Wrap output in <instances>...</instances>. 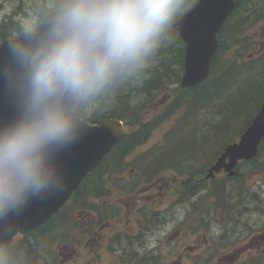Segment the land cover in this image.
<instances>
[{
	"label": "clouds",
	"instance_id": "clouds-1",
	"mask_svg": "<svg viewBox=\"0 0 264 264\" xmlns=\"http://www.w3.org/2000/svg\"><path fill=\"white\" fill-rule=\"evenodd\" d=\"M194 0H33L0 37V264H31L21 219L65 194L61 155L145 77Z\"/></svg>",
	"mask_w": 264,
	"mask_h": 264
},
{
	"label": "trees",
	"instance_id": "trees-1",
	"mask_svg": "<svg viewBox=\"0 0 264 264\" xmlns=\"http://www.w3.org/2000/svg\"><path fill=\"white\" fill-rule=\"evenodd\" d=\"M263 22L264 0H237L231 17L218 34V52L223 53L228 51L229 48L236 47V53H238L242 49L251 48V44H254L255 41L247 33L251 28ZM12 29L11 27L9 30ZM175 37L174 47L168 51L170 44L160 51L158 54L160 55L159 62L148 76L120 89L108 101L107 108L97 114L105 113L104 116L128 122L133 130L126 139H130L135 144L141 143L147 138L158 120H161L158 119L155 122L143 121V113L146 111L145 108L149 100L153 103L157 96L152 92L156 88L164 91L169 87H175L172 90L175 108L164 112L163 115H176V123H173L165 135V140L179 142L178 152L175 153V156L174 151L168 152V155L164 156V152L168 150L170 145V143H166L160 151L158 150L159 152L154 159L156 168L146 170L141 174L140 179L152 181L161 170L171 169L181 177L177 189L184 196L192 195L196 192V188H201L200 185L195 184L199 181V175L204 171L201 169H205L210 165L220 154V151L229 142L236 139L241 133L240 131L249 123L250 118L241 110L239 104H234L239 98L238 96H230L225 99L218 98L219 94L227 90L234 81L232 71L239 76L235 66L226 65L221 57L218 59V52L213 61L210 77L205 83L188 90L180 88L179 85L177 86L183 70V46L176 34ZM135 93L136 96H133L132 94ZM141 97L149 100L145 102L141 100ZM110 101L115 105L109 104ZM208 110H211L217 119H208ZM244 110L250 113L252 111V109L246 107ZM179 122L180 125H177ZM198 163H204V165L196 171L193 166ZM248 163L256 164V158ZM238 175L239 173L236 178ZM216 183L211 182V185H209L211 186L210 191H213L211 200H215L217 205H224L232 197L224 191V188L213 185ZM91 195L94 198L99 197L94 190ZM233 198L236 199L234 206L238 207L239 199L237 201L235 194ZM40 235L41 239L44 238L46 236L45 231H41ZM33 242L38 243L39 240L36 239ZM28 254L30 255V252ZM197 264L202 263L198 260ZM252 264H260V262L256 260Z\"/></svg>",
	"mask_w": 264,
	"mask_h": 264
},
{
	"label": "rangeland",
	"instance_id": "rangeland-1",
	"mask_svg": "<svg viewBox=\"0 0 264 264\" xmlns=\"http://www.w3.org/2000/svg\"><path fill=\"white\" fill-rule=\"evenodd\" d=\"M195 1V0H194ZM33 0H0V36L3 34L4 36L10 32V28H8L9 23H17L22 19L26 11L31 6ZM227 22V21H226ZM226 22L223 26H225ZM13 25V24H11ZM264 29V23L256 25L251 31L247 33L248 36H251L253 40L256 37V48L253 50L254 52L242 54L240 58L236 54L237 48L232 47L229 48L228 51H224L221 59H232L235 58L240 65L244 64H255L257 60H261L264 62V47L261 49V43L264 41V38H261V30ZM260 47V49H259ZM221 55V51L218 52V59ZM236 69L239 73V76L236 77L235 81L230 85V87L224 92L220 93L218 98L225 99L231 96H238L239 98L234 102V104H239L242 111L244 108L252 109L262 100L264 96V67L261 65L258 68H255L254 72H246L241 67L236 66ZM231 90V91H230ZM157 88L154 89L152 93L157 95L156 99H160L159 97L163 95V92H160ZM136 96L135 94H132ZM141 100L145 102L149 99L141 97ZM153 102V103H154ZM159 102H162L159 100ZM112 106L115 105L112 101L110 103ZM171 104V100L167 98L163 101V104L152 105V101L149 100L148 105L145 109L150 107H155L157 109H149V114L144 117L147 121H156L161 118L163 112L171 111L173 108L169 107ZM250 105V106H249ZM258 110V109H257ZM103 114H100V117ZM202 119H205L201 117ZM207 118L212 120L217 119L215 115H213L211 110L207 111ZM176 120V115L171 116L165 120H158V126L149 132L146 141L142 143L141 146L135 148L130 157L125 159V164L130 166L139 165L143 168L144 171L155 169L154 159L157 156L158 150H160L165 144V135L168 133L170 127ZM176 123V122H175ZM174 123V124H175ZM179 142L171 141L168 150L164 152V156L168 155V152L174 151L178 152ZM262 151L259 157L256 159V164L245 163L242 162L238 165L237 173H239L238 177L236 176L232 179L225 178L223 173L219 174L215 181H219V183L213 184L216 187L224 188V191L227 194H230L232 198L228 199L224 205L217 206L215 200H206L207 196H212L213 191H210L211 186H204L201 184V180L196 182L201 186L200 188H195L198 191H203L195 202H192L188 199H179L178 203H174L177 211L172 216L173 218H182L184 217V211H190V204H196L199 202L200 204L195 206V219L197 228H202L203 231L212 235V236H221V235H232L231 241L236 244V240L239 237H242L243 240L251 236H256V234L264 229V145L262 146ZM203 164H196L195 170L198 171ZM258 166V167H256ZM107 168V167H106ZM204 170V169H201ZM160 172H164L168 178H174L177 173L171 169H163ZM202 175V174H201ZM199 175V177L201 176ZM206 185H211V182ZM206 189V191H205ZM225 193V194H226ZM236 195L238 202V207L234 206L236 201L233 198V195ZM205 196V201L200 199V197ZM174 196L170 193L169 200H173ZM74 201L71 204H74ZM95 202V201H94ZM140 203H142L140 201ZM132 207L133 204H131ZM168 207V203H165L164 208ZM179 208V209H178ZM65 212V210H63ZM171 215V214H170ZM181 220V221H182ZM131 223V221L129 222ZM186 223H194L189 222ZM123 227L127 229V225H125V219L121 221ZM190 228V226H187ZM173 229V226L168 225L161 234L169 233ZM75 232V228H71L69 231L60 230V234L63 235L68 241L76 243L79 239L78 235L73 236ZM183 235H188L190 232L186 230ZM201 235V233H196ZM54 236H56L54 234ZM21 240L20 243L29 241L27 248H25L26 252H29L34 246L35 242L31 241V236H23L20 235ZM29 239V240H28ZM54 248L50 246H43L41 248L35 249L33 254L36 256V260L31 264H130V255L132 253H136L139 257L144 256V252L137 251L135 246H132L130 249L126 248V240L122 238L119 244L115 242H101L100 247L97 244L91 245L92 242H87V240L82 241L80 245H74L72 247H58L57 242H63L60 239L53 238ZM97 247V255L93 254L91 248ZM56 252V256L48 259H45L42 255L51 254L52 252ZM73 251L72 258L69 260H61V256L66 255L67 253ZM74 255V256H73ZM210 253L205 250L201 252L195 258L186 257L179 261L180 264H191L195 263L196 258L197 261L200 260L202 262H207L209 260ZM190 258V259H188Z\"/></svg>",
	"mask_w": 264,
	"mask_h": 264
},
{
	"label": "water",
	"instance_id": "water-1",
	"mask_svg": "<svg viewBox=\"0 0 264 264\" xmlns=\"http://www.w3.org/2000/svg\"><path fill=\"white\" fill-rule=\"evenodd\" d=\"M234 0H198L177 28L185 45L184 74L181 86L192 87L204 81L210 70L217 49L216 34L234 8ZM124 136L121 125L113 119H105L100 125H89L82 138L60 157L61 167L69 183L68 191L43 201H34L21 219L22 231L27 233L45 222L65 203L83 176L90 172ZM264 141V102L250 126L237 144L228 146L217 162L208 170L206 178L219 171L233 176L239 159L249 160L256 156L257 148Z\"/></svg>",
	"mask_w": 264,
	"mask_h": 264
},
{
	"label": "flooded vegetation",
	"instance_id": "flooded-vegetation-1",
	"mask_svg": "<svg viewBox=\"0 0 264 264\" xmlns=\"http://www.w3.org/2000/svg\"><path fill=\"white\" fill-rule=\"evenodd\" d=\"M108 158H110V156ZM104 163H102L93 174L88 176L77 190L78 192L80 188H82L87 191H96L99 196L97 198L99 202L90 203L88 199L77 196V204L79 207H77L76 213L71 216V218L76 217L78 221L83 222V224L87 222L90 223L92 227L98 224V230H102L103 228L102 225H99L102 216L101 211H105L102 204L107 203V197L100 200V196H102L104 192L109 196L111 191H116L117 189L114 184L115 180L112 178V174L116 173L115 164L109 160L108 171L103 172L102 174L99 173L98 170L104 165ZM115 179H118L123 187L129 183L127 174L124 171H118L115 175ZM168 188L169 182L165 181H162L161 185H158L157 183L150 184L135 195V198H138L135 199V204L138 206L142 204L149 205L151 206V209L155 206L159 207L165 200V189ZM83 190L81 192H83ZM117 201L118 199H116V203H107V205H111L110 210L114 213L110 215L112 219L118 220L119 217V221H121L123 218L126 219L128 217L130 211L127 209L117 211L118 206H122L125 209L128 205L123 201L118 205ZM140 201L142 203H140ZM140 210L132 213L134 219L138 220V222H133L127 227V230L119 224L109 228L110 225L106 222L104 226L108 229L103 234L101 232H96L91 228L90 231L93 234V238L97 241H104L106 234L109 233L110 235H113L119 232L124 234L126 238H129L132 245H135L140 250L143 249L144 243L153 241L154 250L150 253L153 256L159 257V259H162L163 256L167 259L166 262L162 261L161 263L159 260L158 264H180L173 261V258L179 260L186 257L195 258L204 250L210 253L209 260L205 264H244L253 257H256V260H259L261 264H264V229L259 231L256 236L249 237L244 245H237L241 237H239L236 240V244H234V241H231L232 235L212 236L205 231H203L201 235L196 234L195 227L197 226L195 221L194 223H186V218L181 222H178L177 228L169 234H149V232L143 230L144 224H142V228L140 227V223H142ZM66 214L69 215L70 211H67ZM154 214V212L151 213L152 216ZM188 225L190 226L189 229H187ZM186 230H188L190 234L183 235L182 233ZM147 254L149 253L147 252ZM153 263L157 262L155 261ZM247 263L250 264V262ZM132 264L144 263L137 260L136 262L133 261Z\"/></svg>",
	"mask_w": 264,
	"mask_h": 264
},
{
	"label": "bare ground",
	"instance_id": "bare-ground-1",
	"mask_svg": "<svg viewBox=\"0 0 264 264\" xmlns=\"http://www.w3.org/2000/svg\"><path fill=\"white\" fill-rule=\"evenodd\" d=\"M185 159H186V158H185ZM184 161H185V160H184ZM254 161H255V160H254ZM179 163H180V162H179ZM185 166H186V164H185ZM185 166H184V167H185ZM217 206H219V205H217ZM262 258H263V257H262Z\"/></svg>",
	"mask_w": 264,
	"mask_h": 264
}]
</instances>
